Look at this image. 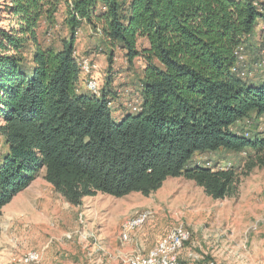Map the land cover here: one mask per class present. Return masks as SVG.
I'll return each instance as SVG.
<instances>
[{"label": "trees", "instance_id": "16d2710c", "mask_svg": "<svg viewBox=\"0 0 264 264\" xmlns=\"http://www.w3.org/2000/svg\"><path fill=\"white\" fill-rule=\"evenodd\" d=\"M0 8V216L41 170L79 206L98 193L149 196L168 177L213 199L235 196L241 173L196 154L246 151L247 169L264 167V135L239 127L264 117V65L251 75L243 60L264 0H2ZM59 17L68 35L46 44ZM82 24L98 30L109 62L116 49L129 62L142 58L135 114L113 120L108 80L99 96L78 87Z\"/></svg>", "mask_w": 264, "mask_h": 264}, {"label": "rangeland", "instance_id": "374dc122", "mask_svg": "<svg viewBox=\"0 0 264 264\" xmlns=\"http://www.w3.org/2000/svg\"><path fill=\"white\" fill-rule=\"evenodd\" d=\"M1 3L2 0L0 7ZM58 22V27L46 35V44L55 45L60 39L67 37L68 29L62 25L60 17ZM0 24L6 25L7 22L1 21ZM255 31L251 49L244 53L243 60L245 70L257 76L263 73L255 69V64L264 59V20L260 21ZM76 36L77 60L87 57L97 65L94 71L83 74L81 80L83 89L87 91L86 78H95L100 88L108 80L109 86L117 93L110 104L113 120L120 121L127 112L135 114L138 110L133 111L132 107L138 106L139 103L138 81L144 66L142 58L136 57L129 62L124 53L116 49L109 62L107 49L98 30L86 24L81 25ZM144 44V40H138V48ZM239 127L249 135H264V117L257 118L252 114L250 118L239 123ZM3 150V140L0 137V151ZM194 160L212 167H232L241 173L238 193L223 199H213L192 180L168 177L161 188L151 193L155 196L157 208L140 206L138 199L144 198L139 192H132L120 198L99 194L85 205L90 208L103 207L104 211L111 209L112 218L110 222L104 218L93 224L90 215L80 208L71 212V216L68 214L65 219L67 222L60 218L62 215L59 217L51 214L52 217H48L42 203L39 202L53 195L52 186L44 179V171H39L30 185L18 193L2 210L0 264H24L23 256L30 250L40 251L41 246L47 241L45 236L58 238L60 247L67 252L72 251L70 253L75 255L73 259L65 257L63 264H128L127 258L136 251L123 252V248L130 250L127 245L131 239L135 240V235L131 234L129 241L121 243L120 225L143 209H150L153 212L156 209L161 212L166 225L165 233L178 224L188 228L191 238L180 253V259L188 264H264V167L247 169L246 151L196 154ZM102 226L109 228L115 237L110 246L104 236H101ZM89 233H93L94 236H90ZM136 241L137 244L149 247L156 244V239L151 236L140 240L136 238ZM91 246L94 247V251L90 250ZM137 251L144 254L142 249Z\"/></svg>", "mask_w": 264, "mask_h": 264}, {"label": "crops", "instance_id": "0c3cea01", "mask_svg": "<svg viewBox=\"0 0 264 264\" xmlns=\"http://www.w3.org/2000/svg\"><path fill=\"white\" fill-rule=\"evenodd\" d=\"M260 24V23H259ZM258 24V25H259ZM259 27V26H258ZM83 83L79 82V88L81 91H85V89H83L84 87ZM52 188V192L53 195L49 196V197H45L42 202L44 210H45V214L48 217H52L51 214L53 215H58L60 218H64V221H68L65 220L67 219L66 217L68 216V214L70 215L71 212H75L77 210V208H80L82 210L85 211L86 214L90 215V218L93 220V223H96L97 221L99 222L102 219H107L110 222V219L112 218V211L110 210H103V207H87L85 204L90 202L91 200L95 199L97 196H99L98 193L96 196H90V197H84L82 199V204H80L79 206H73L70 205L69 203H67L63 197H61L55 190L53 187ZM142 196V195H141ZM140 198V197H137ZM144 199H138V203L140 206L144 207V208H157L156 206V202H155V196L154 195H149L148 197H144ZM34 205V204H33ZM7 206V205H6ZM86 206V207H85ZM64 209V211H62ZM154 210V209H153ZM72 215V213H71ZM70 215V216H71ZM162 214L161 212L156 211V209L154 210V215L147 221V223L142 227V229L138 230L137 232H133L132 236L135 235V240L131 239V242L129 245V249H126L125 247L123 248V252H130L135 250L136 253H141V251H137L139 250H143V253H146L151 247H149V245H142V244H137L138 241H136V238L138 240L142 239L143 237H154L156 239V242L163 236L165 235V231H166V225L164 220H162ZM100 226V225H99ZM1 228V225H0ZM100 229H102L101 236H104V239L109 243V246L111 245V243H113L114 241V236L112 234V231L109 228H106V226H102ZM107 229V230H106ZM49 232V231H48ZM2 233V228H1V232H0V236ZM47 234V230L45 232ZM44 233V235H46ZM137 235V237H136ZM162 235V236H161ZM47 238V241L44 245L41 246V257H40V262L38 264H63L65 257H71L73 259V257H75V255H72V251L67 252L66 249H64L63 247H60V240L54 236L48 237L45 236ZM139 245V247H138ZM63 248V249H61ZM113 249L115 247H112ZM126 249V250H125ZM90 250H95L93 246L90 247ZM113 253V251H112ZM109 254V253H108ZM107 254V255H108ZM110 257V254L108 255Z\"/></svg>", "mask_w": 264, "mask_h": 264}, {"label": "built area", "instance_id": "2783aa9c", "mask_svg": "<svg viewBox=\"0 0 264 264\" xmlns=\"http://www.w3.org/2000/svg\"><path fill=\"white\" fill-rule=\"evenodd\" d=\"M82 75L89 74L97 68V65L87 57H82L78 60ZM260 64L264 65V59ZM85 88L90 93L99 96L100 85L95 78L85 79ZM138 106L132 107L133 111H137ZM154 212L150 209H143L125 221L120 225L119 239L121 243L129 241L132 232L142 227L152 216ZM90 236H94L93 233H89ZM191 233L182 224L174 226L165 235H163L156 244L151 247L146 253L131 254L127 258L128 264H188L185 260L180 259V253L185 244L190 240ZM41 253L38 250H30L23 256L24 264H38L40 262ZM212 264V263H203Z\"/></svg>", "mask_w": 264, "mask_h": 264}]
</instances>
